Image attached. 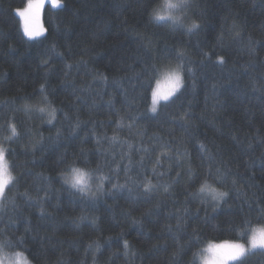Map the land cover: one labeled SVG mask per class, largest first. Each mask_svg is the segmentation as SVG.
Wrapping results in <instances>:
<instances>
[{
	"label": "trees",
	"instance_id": "1",
	"mask_svg": "<svg viewBox=\"0 0 264 264\" xmlns=\"http://www.w3.org/2000/svg\"><path fill=\"white\" fill-rule=\"evenodd\" d=\"M28 1L0 0L13 174L0 250L31 264H212L232 242L264 264L251 246L264 234V0H61L35 40L16 13ZM172 72L180 90L153 112Z\"/></svg>",
	"mask_w": 264,
	"mask_h": 264
},
{
	"label": "snow or ice",
	"instance_id": "2",
	"mask_svg": "<svg viewBox=\"0 0 264 264\" xmlns=\"http://www.w3.org/2000/svg\"><path fill=\"white\" fill-rule=\"evenodd\" d=\"M44 2L45 0H36V2H33V0H29V2L27 3V6L23 9H17V15L22 18L23 22H24V33L25 35H27L29 38H34L37 36H40L43 33V29L37 27L38 22H39V16H40V11L44 6ZM52 4L53 6H58V0H52ZM186 5V0H181V2L179 4H175V5H170V7H174V8H179ZM157 19L163 20L165 19V17L160 16L157 14ZM193 27H196L195 25ZM182 56V53L180 54ZM45 63H47V61H45ZM69 67H71L69 65ZM187 72H191L192 69L191 68H187L186 69ZM67 75V73L65 74ZM169 82H170V87L168 89L167 92L165 93H161L159 91V85H157V89L153 90L151 93L152 96V111L155 112L156 111V105L159 103L160 100L163 101H169L171 97H173L177 92H179L180 87H181V77L179 74H173L171 75L169 78ZM42 91H43V86H42ZM41 111H43V109H41ZM51 122V121H49ZM13 134H15V128H13ZM203 147V145H202ZM3 154H4V150L0 149V159H3ZM11 177H4V178H0V196H2L4 194V189L5 187L8 185L9 181H10ZM76 184L80 183V178L77 177ZM75 186V184L73 185ZM114 188L116 187H123L122 185H113ZM148 185H145V188H147ZM221 196H225L226 193H221ZM213 211H216L215 208H213ZM178 220V224L183 223L182 218H177ZM137 221H133V223H136ZM23 242V240L21 239V243ZM251 244L253 246V248H256L257 246H259V248L262 250V254H264V234L261 235V237L258 239L255 235H253L252 240H251ZM124 246L127 247V241H124ZM215 249L220 250V249H225L228 250L227 252H225L223 255L218 256L213 262L212 264H227V261L232 260V261H236L237 264H245V261L247 259V253L245 250L244 245L239 244V243H228L225 242L223 244L220 245H215L213 246ZM255 254V253H253Z\"/></svg>",
	"mask_w": 264,
	"mask_h": 264
},
{
	"label": "rangeland",
	"instance_id": "3",
	"mask_svg": "<svg viewBox=\"0 0 264 264\" xmlns=\"http://www.w3.org/2000/svg\"><path fill=\"white\" fill-rule=\"evenodd\" d=\"M33 2H36V0H33ZM169 3H173V4L175 3L176 4V2H174V1H170ZM47 4H50L52 7H54L53 4H52V0H45L44 6H43V8L40 11L39 22H38V25H37V27L43 29V33L40 36H37V37H34V38H29L26 35L29 39H33V40L39 39L45 33L44 20H43V11H44V7ZM61 4H62V1L61 0H58V6H55L54 8L61 7ZM26 6H27V4H26ZM25 7L18 8V9L23 10ZM20 19H21V23H22V29H24V22H23L22 18H20ZM23 32H24V30H23ZM173 74H177V73L176 72H172V73H169L168 75H166L165 77L162 78V81L159 84V86H160V90L159 91H162L164 93L168 91V89L170 87V82H169V79L168 78L171 75H173ZM9 176L11 177V179H10L8 185L4 189V194L2 196H0V204H1L2 198L5 195V192H6L7 188H9V186L13 182V174H12V172L10 170L8 160H7V158L5 156V153H4L3 154V159H0V178L9 177ZM87 183L88 182H87V179L86 178L80 179V183L79 184L81 186L86 187ZM261 235L262 234H258V235H256V237L259 239L261 237ZM230 243H232V242H230ZM251 246H252V244H251ZM214 250L215 251H211V253L214 254V256H215L214 259H216L218 257V253L216 252L217 249H214ZM220 252H221V254L225 253L224 250L223 251H220ZM0 264H31V263L24 256H19L18 254H16V255H6V254H4V252H2L0 250Z\"/></svg>",
	"mask_w": 264,
	"mask_h": 264
}]
</instances>
